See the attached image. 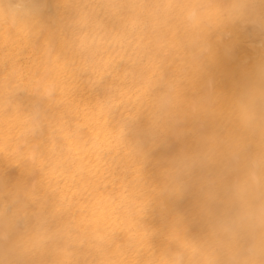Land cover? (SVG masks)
<instances>
[{"label": "bare ground", "instance_id": "obj_1", "mask_svg": "<svg viewBox=\"0 0 264 264\" xmlns=\"http://www.w3.org/2000/svg\"><path fill=\"white\" fill-rule=\"evenodd\" d=\"M234 4L37 0L19 15L0 0V226L13 264H168L175 253L222 264L244 243L207 224L227 207L236 158L264 150V131H243L230 107L264 61V20ZM182 152L198 160L188 189L161 193Z\"/></svg>", "mask_w": 264, "mask_h": 264}, {"label": "clouds", "instance_id": "obj_2", "mask_svg": "<svg viewBox=\"0 0 264 264\" xmlns=\"http://www.w3.org/2000/svg\"><path fill=\"white\" fill-rule=\"evenodd\" d=\"M36 3L37 0H12V11L24 15ZM234 11L242 20H253L258 14L264 20V0H235ZM196 15L195 11L191 12L188 20L194 22ZM54 95L55 88L50 86L42 98L51 100ZM167 106V99H162L161 109ZM230 107L232 117L243 131H264V61L255 65L243 79ZM33 119L31 131H38V111ZM146 133L153 139L157 138L151 130L146 129ZM197 163V157L187 152L172 159L162 173L161 193L183 194L189 187ZM225 195L228 200L226 208L219 212L208 211L209 230L244 243L226 249L222 264H264V150H245L236 158L233 177L226 186ZM5 214L6 209L0 211V216ZM10 236L8 227L0 226V264H13L8 247ZM168 264H184L182 254L175 253Z\"/></svg>", "mask_w": 264, "mask_h": 264}]
</instances>
